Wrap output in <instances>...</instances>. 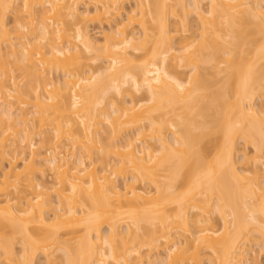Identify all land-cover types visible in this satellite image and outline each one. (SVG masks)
<instances>
[{
  "label": "bare ground",
  "instance_id": "bare-ground-1",
  "mask_svg": "<svg viewBox=\"0 0 264 264\" xmlns=\"http://www.w3.org/2000/svg\"><path fill=\"white\" fill-rule=\"evenodd\" d=\"M80 1L0 0L4 57L27 77L22 89L13 76V84L0 79V264H35L37 252L44 264H58L61 254V264H201L205 251L210 264H252L249 255L257 262L245 246L255 241L264 251V0H207V11L200 0H134L127 23L100 34L102 42L87 23L120 14L125 0H87L93 13L80 12ZM188 8L200 41L195 33L176 44L181 29L193 28ZM103 58L109 65L101 68ZM55 70L63 84L54 83ZM125 127L135 133L118 141ZM36 134L51 145L49 157L33 150ZM238 141L263 168L252 169L248 154L240 165ZM25 149L32 152L19 168ZM215 214L220 231L208 228Z\"/></svg>",
  "mask_w": 264,
  "mask_h": 264
},
{
  "label": "rangeland",
  "instance_id": "rangeland-1",
  "mask_svg": "<svg viewBox=\"0 0 264 264\" xmlns=\"http://www.w3.org/2000/svg\"><path fill=\"white\" fill-rule=\"evenodd\" d=\"M126 1H127V2H126ZM191 1H192V0H185L186 5H190V4H191ZM198 1H199V0H198ZM258 1L261 2L262 0H258ZM134 2H135L134 0H129V1H128V0H125V3H124L123 6L121 7L122 9L120 10V14H118V15L116 14L115 17H114L113 14H111V15H113V16H111V18H110V17H104L101 21L92 20V21H89L88 23L85 22V23H87V25H88V31H89V34L94 38V41H96V40H97V41H98V40H101V42H102V41H103V37L99 36L100 34H104V32H106V31H107V33H109L111 29L114 30L115 25H119V23H120V25H121V22H122V21H123L124 23H125V22L127 23V21H128V20H126V19H127V15H128V13H130V11L133 10V8L135 7V6H133V5L135 4ZM200 2L202 3V4L200 3L201 6H206L207 9H205V10L207 11V10L209 9V8H208L209 6L207 7V5H209L210 2L207 1V0H200ZM17 3L20 5L21 1L15 3V4L17 5V6H16V5L14 6V7H16V10H17V8H18V4H17ZM86 3H89V2H88L87 0H82V1H80V2L78 3V6H79V10H80V12L84 13V11L88 10V11H90L89 13H93V11H94V7H92L93 5H92V6H91V5L88 6V4H87V6H88V8H87ZM89 4H90V3H89ZM14 7L11 8L12 10L10 9V10H8V12L6 13V23H7V26H8L7 29L10 30V31L12 30V31L10 32L11 35H13V30H14L15 25H16V24H15V14H14V13H15V12H14V9H15V8H14ZM90 8H91V9H90ZM202 8L204 9V7H202ZM92 9H93V11H91ZM188 9H189L188 12H190V13H189L190 16L188 15V19L191 20V21H190L191 24L189 23V25H192L193 28H191L192 30L189 31V32L186 30V31H185L186 33H185V34H184V33L182 34V29H181V31H180L181 33L177 35V39L175 38L176 41L174 40V41H175L174 43H176V44H177V40H180V39H179L180 37L182 38L183 36H184V37L187 36L188 38H189V37L192 38V37L195 35V33H196L195 37L198 38V36L200 35L199 33H200L201 31H200V32L198 31V30H199V29H198V25H197L198 23H196V22H197V21H196L197 19L195 18L196 15L194 14V11L191 10L192 8H188ZM134 10H135V8H134ZM134 10H133V12H134ZM88 11H86V12H88ZM131 12H132V11H131ZM110 13H112V12H110ZM114 14H115V13H114ZM181 15H182V14H181ZM178 16H179V15H178ZM182 16H183V15H182ZM173 19H174L173 17H172V18L170 17V19H169V20L171 21L170 23H174L173 21L176 20V19H174V20H173ZM177 19H178V18H177ZM180 19H181V18H180ZM178 20H179V19H178ZM178 20H177V25H179V22H180V21H178ZM69 21H71V20L69 19L68 22H69ZM195 21H196V22H195ZM123 22H122V24H124ZM25 23H26V22H25ZM35 23H36V22H35ZM47 23H48V22H47ZM52 23H53V22L50 23V26L53 25ZM116 23H117V24H116ZM175 23H176V22H175ZM22 24H24V23H22ZM29 24H30V23H29ZM29 24H28V25H29ZM83 24H84V23H83ZM180 24H181V23H180ZM26 25H27V24H26ZM48 25H49V23H48ZM67 25H69V24H67ZM70 25H71V24H70ZM133 25H134V24H133ZM133 25L131 24V26H133ZM136 25L139 26L138 24H136ZM136 25H135V26H136ZM173 25H174V24H173ZM196 25H197V26H196ZM53 26L55 27L56 24H54ZM53 26H52V28H53ZM73 26H74V25H73ZM110 26H111V27H110ZM26 27H27V26H26ZM67 27H68V26H67ZM71 27H72V26H69V28H71ZM74 27H76V26H74ZM74 27L71 28V29H68L69 31L71 30V31H70V32H72L71 34H73V33L75 32V30H74L75 28H74ZM178 27H179V26H178ZM180 27H181V26H180ZM55 28H57V26H56ZM55 28H53V29H55ZM129 28H130V27H129ZM129 28H128V29H129ZM137 28H138V27H136V28L133 27V29H130V30H131V32L133 31V33H134V31L136 30V31H135V34H136V33L138 34V32H141V30H140L141 28H140V29H139V28L137 29ZM181 28H182V27H181ZM28 29H29V27H28ZM28 29H26V31L29 33V31L32 29V28H31V25H30V29H29V30H28ZM196 29H198V30H196ZM130 30H129V32H130ZM137 30H140V31H137ZM189 30H190V29H189ZM73 31H74V32H73ZM108 31H109V32H108ZM102 32H103V33H102ZM197 33H198V34H197ZM25 34H26V32H25ZM138 35H139V37H140V34H138ZM138 35H136V36L138 37ZM98 38H99V39H98ZM196 38H194L192 41L194 42ZM95 39H96V40H95ZM199 39H200V37L196 40L197 43H199V41H200ZM189 41H190V39H189ZM0 42H1L0 49H1V50L3 49V51H4V52H2V51H1V52H2V54H3V53L5 54V55H3V57H4V56H7V57H8V55H6V53H8L7 50H8L9 47L7 46V44H4V42H2V41H0ZM99 42H100V41H99ZM196 42L194 43L193 48H195V47H194L195 45H198ZM190 43H191V42H190ZM191 44H192V43H191ZM2 45H3V46H2ZM1 47H2V48H1ZM193 48H192L191 50H194ZM6 49H7V50H6ZM2 54L0 53V73L2 74V75L0 74V79H1V76H3V75H4V76H3L2 79H1L2 82H3V80H5L6 77H7V78H8V77H10V78H13V77H14V79H15L17 85H19V88L22 89L23 86H24L22 83L25 84V82H27V79H26L27 77H25V74H22V75H21V73H24V72H22V71L20 70V68H18V69H19V70H18V69L15 67V66H17V65L13 66L14 63H13V61H12V60H13L12 57H11V58H10V57H9V58L4 57V58H3L4 61H3V59H1V58H2V56H1ZM178 54H179V53H178ZM178 54H177V55H178ZM6 58H7V59H6ZM11 59H12V60H11ZM6 60H8V61L10 60V61H11V62L9 61L10 64H12V63H13V64H12V65L8 64V61H6ZM84 61H85V60H83V62H84ZM100 61H101V64H100ZM5 62L7 63V66H8V65H10V66L7 67V66H5L6 64L3 66V63H5ZM84 63H86V62H84ZM97 63H98V66L100 65V67H101V65H103V67H101V68L106 67V64H107V66L109 65V64H108L109 62H108V60H107L106 58H103V59L99 60V62H97ZM1 64H2V65H1ZM96 65H97V64H96ZM76 66H77L78 68H80L79 65H76ZM76 66H75V71H76V69H78ZM92 66L94 67V65H92ZM98 66H97V67H98ZM202 66H203V65H202ZM210 66H211V65H210ZM210 66L207 65V64H206V65L204 64L203 68L206 69L207 71L209 70V71L207 72V74L209 75V77H207V78H210V79H211V77H210V75H211V74H210V73H211V71H210ZM9 67H10V69H11V70H10L11 73H10V71H9ZM17 67H20V66H17ZM3 68L8 69L9 73H8V72H7L8 74L6 73L7 76H6V74H5V72H6L7 70L5 69V70H6V71H5ZM73 68H74V66L72 67V70H73ZM86 68H87V67L84 65V69H85V70H86ZM87 69H89V68H87ZM3 70H4V71H3ZM2 71H3V72H2ZM73 71H74V70H73ZM53 72H55V73H53ZM53 72L51 73V76H52V78H53V80H54V83H56V84L58 83V84H59V82H60V83L64 82L63 80H64L65 77H64V73L62 72V70H60V71H58V72H57V70H55V71H53ZM180 72L182 73V77H184V79H185V78L187 77V74H189V73H188V72H189V69H187V70H182V71L180 70ZM12 76H13V77H12ZM21 77H22V78H21ZM63 77H64V78H63ZM7 78H6V81H7L8 79L11 80L10 78H8V79H7ZM24 78H25L26 81L24 80ZM22 79H23V80H22ZM9 80H8V81H9ZM6 81H5V82H6ZM51 81H52V79H51ZM51 81H49V82H51ZM10 82H11V81H9L8 83H10ZM8 83H7V84H8ZM54 83H53V81H52V84H53L52 86H53V87H55ZM0 84H1V83H0ZM11 84H13V83L11 82ZM20 84H21V85H20ZM62 84H63V83H62ZM56 87H57V86H56ZM48 91H49V90H48ZM31 93H33V92H31ZM41 93H42L41 95H42L43 97H44V96H48V95H47L48 93H47V94H46L45 92H41ZM43 93H44V94H43ZM0 94H1V92H0ZM34 94H35V93H34ZM45 94H46V95H45ZM144 94H145V93H144ZM1 95H2V94H1ZM13 95H14V94H13ZM32 95H33V94H32ZM35 95H36V94H35ZM136 95H137V96H136ZM136 95L134 96V99L137 98V99H136L137 101H139V100H142V101H143V100H145V98H146V94H145V97H144V95L141 94V93H140V94L138 93V94H136ZM33 96H34V95H33ZM111 96H112V95H111ZM115 96H116V95H115ZM115 96L113 95L112 97H113V98H116L117 96H116V97H115ZM2 98H3V95H2ZM117 98H118V97H117ZM117 98H116V99H117ZM119 98H120V97H119ZM119 98H118V100H119ZM125 98H126V97H125ZM125 98H124V99H125ZM127 98H128V97H127ZM140 98H141V99H140ZM10 99L12 100L13 98H10ZM116 99H112V98H111L110 101H111V100L114 101V100H116ZM121 99H122V98H121ZM121 99H120V100H121ZM128 99H129V98H128ZM257 99H258V98L255 99V102H254V103H255V105H256V107H257V109H258V106H259L260 104H262V101H261L260 99H258V100H257ZM125 100H126V99H125ZM12 101L14 102L15 100H12ZM112 101H111V102H112ZM116 101H117V100H116ZM126 101H127V100H126ZM259 101H260V102H259ZM263 102H264V101H263ZM14 103H15V102H14ZM17 104H18V103H17ZM258 104H259V105H258ZM16 107H18V106H16ZM24 107H25V106H24ZM28 107H29V106H28ZM28 107H27V108L25 107V109H27V110L29 111L30 108H31V110H33L31 106L29 107V109H28ZM23 109H24V108H23ZM27 110H26V111H27ZM31 110H30V111H31ZM103 126H104V125H103ZM106 126H107V125H106ZM106 126H105L104 128L101 126V127H100L101 130H103V129L105 130L106 128H107V129L105 130V132H102V131H100V129H99V131L101 132V133H100V132H99V133H100V134H103L105 137H108V136H106V135H107V133H108L107 131L110 130V129H109L110 127H106ZM51 127H52V128H51ZM51 127H49V125H47L46 128L43 127V128L41 129L42 132H43V134L45 135V137L48 135V132H49V131L51 132V130L53 129V126H52V125H51ZM50 128H51V130H50ZM102 128H103V129H102ZM43 129H44V130H43ZM108 129H109V130H108ZM122 129H123V128H122ZM124 129H125V131H124ZM124 129H123V131H121V128H120V131H121L122 133L120 132V136H121V137L118 136V141H122V139L126 138L127 136H131V134H134V133H135L133 127H131V128H129V127H125ZM48 130H49V131H48ZM44 131H45V132H44ZM110 131H111V130H110ZM40 132H41V131H40ZM130 132H131V133H130ZM104 133H106V134H104ZM46 134H47V135H46ZM49 134H50V133H49ZM100 134H99V135L97 134V135L99 136V138H100V137L103 138L104 136H103V135L100 136ZM110 134H111V135H113V134H112L111 132L108 133L109 137L111 138V135H110ZM126 134H127V135H126ZM44 135L40 136L39 134H36V135L33 137V138H34V144H35V148H34L33 150L37 151V153H38V155L40 156V158H41V157H42V158L45 157V155L47 156L48 153H46V152H47V150L49 151V148L51 147V145L48 146V145H46V144L41 143V142H42V138L44 137ZM50 135H51V134H50ZM118 135H119V134H118ZM123 136H124V137H123ZM170 136H171V135H170ZM109 137H108V139H107V142H108V140L111 141V144H110V142H109L108 145L110 144V145L112 146V141L114 140L113 143H114V142L116 143V142H117V139H116L117 137L114 136V139L112 138L113 140H112V139H109ZM112 137H113V136H112ZM115 137H116V138H115ZM119 137H120V138H119ZM170 138H171V137H170ZM100 139H101V138H100ZM115 139H116V140H115ZM119 139H121V140H119ZM103 140L105 141V139H102V141H103ZM65 141H67V140H65ZM115 143H114V144H115ZM63 144H64V143H63ZM104 144H105V143H104ZM106 144H107V143H106ZM114 144H113V146H114ZM116 144H118V143H116ZM116 144H115V145H116ZM245 145H246V144L243 143L242 141H238V144H237V151H238V152H237L236 158L239 159V161L241 162V161L244 160V156H247V154H248V156H249L248 159L250 160V163H249V164L251 165V164H252L251 161L254 160L253 158H254V156H255L256 153L254 154L255 151H254L253 148L250 147V145H248V146H247V145L245 146ZM101 146H102V145H101ZM101 146H99V147H101ZM104 146H105V145H104ZM106 147H107V145H106ZM107 148H108V147H107ZM15 149H16V148H14V150H15ZM18 149H19V148H18ZM18 149H16V150H18ZM108 149H109V148H108ZM11 150H13V149H11ZM14 150L11 152V154H13V153L17 154V153H16L17 151H16V150L14 151ZM25 150H26V149H25ZM28 150H29V149H28ZM28 150H26V154H25V155H23V156L21 155V157H19V159H18V158L16 159V160L18 161V163H17L16 161H15V163H16V165H17L19 168H21V167L23 166V162H22V161H24V159L27 158V157L29 156V154H31V152H32L31 150H32V149H31L30 151H28ZM18 152H19V151H18ZM98 152H99V151H98ZM100 152H101V151H100ZM95 153H96V155H94L93 157H94V158H99L98 160H100V158H101L102 156H100V154H98V153L94 150V154H95ZM15 154H13V155H15ZM18 154H19V153H18ZM18 154H17L16 156H18ZM97 154H98L99 156H98ZM102 154L104 155V153H102ZM113 154H114V153H113ZM245 154H246V155H245ZM243 155H244V156H243ZM256 155H257V154H256ZM19 156H20V155H19ZM110 156H111V152H110ZM110 156L108 155L107 160H108V158H109ZM112 156H113V155H112ZM112 156H111V157H112ZM114 156H115V155H114ZM11 157H12V156H11ZM47 157H49V154H48ZM116 157H117V156H116ZM258 157H260V156H258ZM94 158H93V159H94ZM114 158H115V157H112L111 160L114 161ZM117 158H118V157H117ZM250 158H252V159H250ZM260 158H261V157H260ZM115 159H116V158H115ZM257 159H258V158H257ZM262 159H263V160H262ZM21 160H22V161H21ZM98 160H97V161H98ZM258 160H260V159H258ZM261 160H262V162L264 163V156H263V158H261ZM94 161H95V160H94ZM108 161H109V160H108ZM113 161H110V162L112 163ZM115 161H116V160H115ZM255 161H256V160H255ZM99 162H100V161H99ZM99 162H98V164H97L98 166H100V165L103 163V162H102V163L100 162V163H101V164H100ZM116 162H117V161H116ZM244 162H245V161L241 162L240 165H241L242 163H244ZM262 162H261V163H262ZM4 163H5V166H8V165H7V162H4ZM261 163H260V161H259V164L255 165V166H252L253 164H255L254 161H253V164H252L251 166L248 164V166H250L252 169H253L254 167H256V166H257V168H260V166H258V165H260ZM104 164H105V163H104ZM113 164H114V162H113ZM105 165H106V164H105ZM101 166H102V165H101ZM261 167L263 168L262 164H261ZM257 168H256V169H257ZM260 169H261V168H260ZM262 170H264V169H262ZM129 173H130V172L127 170V173L124 174V175L127 176V177H125L124 175H123V177H122V176L119 175V174L116 176V177H117V181L119 182V184H120L121 182H122V183L124 182V180H125L124 177H125V178H128V176H129V177L131 176V175H130L131 173H130V174H129ZM48 174H49V173H48ZM48 174H47L46 176H48ZM126 174H127V175H126ZM51 176H52V175L50 174L49 177L44 178V180L46 179V182H45V183H47L49 187H50L51 185H53L54 182H56V180L54 181L53 176H52V177H51ZM120 176H121V177H120ZM50 177H51V178H50ZM261 177H264L263 174L261 175ZM121 178H122V179H121ZM122 180H123V181H122ZM261 180L264 181V178L261 179ZM115 181H116V178H115ZM117 181H116V183H117ZM261 182H262V181H261ZM54 184H55V183H54ZM139 185H141V184L139 183ZM263 186H264V185H263ZM150 187H151V186H150ZM151 188H153V185H152ZM151 188H150V190L154 191V188H155V187H154L153 189H151ZM52 197H53V196H52ZM53 198H54V197H53ZM51 200H53V199L51 198ZM55 200H57V199L55 198ZM214 202H215V201H214ZM53 203H55L54 200H53ZM57 204H58V202H57ZM57 204H53V206H54V207L56 206V207H58L59 209H61V206L59 207V205L57 206ZM56 207H55V208H56ZM126 207H127V206H126ZM56 209H57V208H56ZM59 209H57V210H59ZM190 212H191V211H190ZM50 214H51V213H50ZM213 217H214V219H212L213 222L211 221L212 224H211V225L209 224L208 228H210V229H211V228H214V229H216L217 231H218V230L220 231V229L222 228L221 226L223 225V224H222V221L220 222V217H218V215H217V217H218V218H217V217H216V214H215V216H213ZM121 226H124V225H121ZM44 229H45V228H44ZM46 229L48 230V228H46ZM121 229H122V231H124L123 229H125V226H124V228L121 227ZM41 230H43V228H41ZM106 230H107V228H104V229H103V232L105 233ZM221 230H222V229H221ZM176 231H177V233H178V230H176ZM35 232H36V231H35ZM39 232H40V231H39ZM41 232H42V233H41ZM41 232H40V234H41V236H43V231H41ZM44 232H46V230H45ZM47 232H48V231H47ZM174 232H175V231H174ZM37 233H38V232H37ZM180 233H182V232L180 231ZM80 234H81V233H80ZM82 234H83V233H82ZM174 234H175V233H174ZM175 235H176V234H175ZM180 235H181V234H180ZM62 236H63V235H62ZM176 236H177V235H176ZM63 238H64V236H63ZM63 238H62V239H63ZM65 238H66V237H65ZM65 238H64V242L60 241L62 245H63V243L66 244V243H65V241H66ZM60 239H61V238H60ZM252 239L255 240L254 238H252ZM66 242H68V244H69L70 241H66ZM254 242H255V241H252V242L250 243V245H249V244H246L245 247H246V249H247L248 251H250V252L253 251V254H255V256H257L256 258H257V262H258L259 264H264V251L261 250V248H259V246H258L256 243L254 244ZM68 244H66V245L68 246ZM71 244L73 245V241L71 242ZM252 244H253V245H252ZM69 245H70V244H69ZM72 245H71V246H72ZM59 246H60V245L57 244L56 247L59 248ZM187 246H188V245H187ZM189 246H190V245H189ZM63 247H64V246H62V248L60 247V249L63 250V249H64ZM202 247H203V246H202ZM54 248H55V247H54ZM201 249L205 250L204 248H201ZM192 250H194V247H193V246H190V251L193 253ZM38 251H39V250H38ZM40 251H41V250H40ZM56 251H57V250H56ZM59 251H60V250L57 251L56 256L59 255L58 253L61 254L62 251H61V252H59ZM190 251H189V252H190ZM164 252H165L164 250H163V251L160 250V253H159V254H160V258H161V259H162L163 257L165 258L164 255H165L166 253H164ZM189 252H188V254H189ZM201 252L203 253L204 251L201 250ZM256 252H257V253H256ZM259 252H260V253H259ZM153 253H154V252H153ZM163 253H164V254H163ZM202 253H201V256L204 255V253H203V255H202ZM206 253H208V255H206ZM42 254H43V253H42ZM42 254H41L40 252H37L36 257H35V260H34V261H35V264H44V263H45L46 257H45V259H44V258H43L44 256H43ZM154 254L157 255V253H154ZM61 255H62V254H61ZM61 255H59V258H60ZM172 255H173V254H172ZM172 255H171V259H172V257L174 256V255H173V256H172ZM162 256H163V257H162ZM250 256H251V257H250ZM210 257H211V256H210ZM252 257H253L252 255H249V257H248V260H249L248 263L250 262V263H252V264H256L257 262L254 261L255 259L252 258ZM56 258H57V257H56ZM59 258H57V259H59ZM164 258H163V259H164ZM203 258H204V259H203ZM208 258H209V252H208V251H205V255L202 257V262H201V264H210V263H209L210 260H208ZM57 259H56V261H55L54 263L57 262V263L59 264L60 262H58V261H62V260H60V259L57 260ZM171 259H170V262L172 261ZM251 259H252V260H251ZM250 260H251V261H250ZM253 261H254V262H253ZM244 263H245V262H244ZM244 263H243V264H244ZM1 264H5V263H1ZM51 264H52V263H51ZM60 264H61V263H60ZM245 264H246V263H245Z\"/></svg>",
  "mask_w": 264,
  "mask_h": 264
}]
</instances>
